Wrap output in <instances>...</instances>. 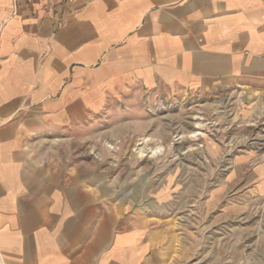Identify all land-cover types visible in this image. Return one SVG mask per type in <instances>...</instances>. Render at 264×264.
Returning a JSON list of instances; mask_svg holds the SVG:
<instances>
[{"label":"crops","instance_id":"1","mask_svg":"<svg viewBox=\"0 0 264 264\" xmlns=\"http://www.w3.org/2000/svg\"><path fill=\"white\" fill-rule=\"evenodd\" d=\"M253 83L264 0H0V264H162L161 233L97 190L90 125ZM247 185L264 196V161Z\"/></svg>","mask_w":264,"mask_h":264},{"label":"rangeland","instance_id":"2","mask_svg":"<svg viewBox=\"0 0 264 264\" xmlns=\"http://www.w3.org/2000/svg\"><path fill=\"white\" fill-rule=\"evenodd\" d=\"M89 129L97 190L161 233L162 264H264V196L247 185L264 84L111 103Z\"/></svg>","mask_w":264,"mask_h":264},{"label":"bare ground","instance_id":"3","mask_svg":"<svg viewBox=\"0 0 264 264\" xmlns=\"http://www.w3.org/2000/svg\"><path fill=\"white\" fill-rule=\"evenodd\" d=\"M147 140V139H146ZM145 141V140H144Z\"/></svg>","mask_w":264,"mask_h":264}]
</instances>
